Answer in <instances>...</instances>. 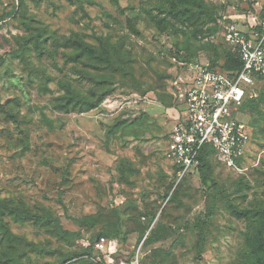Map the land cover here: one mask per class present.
Here are the masks:
<instances>
[{
    "label": "rangeland",
    "instance_id": "obj_1",
    "mask_svg": "<svg viewBox=\"0 0 264 264\" xmlns=\"http://www.w3.org/2000/svg\"><path fill=\"white\" fill-rule=\"evenodd\" d=\"M91 1L23 0V14L18 0H0V15L11 12L0 22V105H5V113H0V202L30 213L45 210L68 231L79 230L76 219L98 215L103 223L82 233L99 239L104 231L105 244L112 250L107 255L116 262L140 241L142 233L134 232L139 225L150 241L143 249V264H246L254 230L248 215L240 217L233 209L264 211V105L261 117H239L249 125L251 137L240 171L211 154L206 158L211 166L208 186L194 171L174 190L180 181L172 187L163 173H171L163 157L181 109L166 79L176 72L169 68L172 49L189 45L199 63L212 59V49H204L207 39L199 35L189 36L186 44L173 29L154 27L146 13L153 0ZM205 1L216 6L224 26L248 30L264 16V0ZM30 18L32 26L55 33L58 48H53L56 42H48L54 57L19 50L33 34L22 25ZM185 31L190 35L193 28ZM68 37L92 45L108 39L122 45L127 62L116 59V90L98 107L62 114L52 109L62 94L58 83L69 81L82 92L92 87L78 75L90 68L74 62L71 50L63 48ZM226 50L219 49V67ZM128 67L133 77L124 76ZM126 203L124 213L118 210L123 220L119 234L109 236L111 227L105 223L113 221V210ZM149 214L155 215L151 223ZM255 218L264 220V213ZM2 224L11 232L5 246L18 249L19 264H58L76 248L43 227L21 224L9 215ZM4 251L16 259L8 248Z\"/></svg>",
    "mask_w": 264,
    "mask_h": 264
},
{
    "label": "trees",
    "instance_id": "obj_2",
    "mask_svg": "<svg viewBox=\"0 0 264 264\" xmlns=\"http://www.w3.org/2000/svg\"><path fill=\"white\" fill-rule=\"evenodd\" d=\"M67 3L78 4L86 2L87 4H91V0H65ZM19 9H21L24 14V2L23 0H18ZM150 10L147 9L146 13L149 17V22L153 24L156 28H162L163 30L169 31L173 29L176 31L177 35H181L185 38L186 44L190 41L188 38H196L198 35L201 39H207L205 50L212 49L214 56L212 59L208 60L209 68L215 71L217 68L221 69L218 72L225 74H235L241 69V62L238 59L237 51L233 50L230 46L226 45L222 38L219 36L222 32L223 26L220 21L217 19V11L216 6L208 4L205 0H153L151 2ZM11 12L3 13L0 15V22L3 21L6 17L10 16ZM264 18V16L262 17ZM261 18V19H262ZM33 19L30 18L27 21L23 22L22 25L25 30H32L33 34L28 37L26 42L20 44L19 50L21 51H29L33 50L36 52L38 57L43 56L44 54L54 57L56 52L48 50V42L51 41V44L56 42L53 45L55 50L58 48L56 46L58 39H56V35L54 32L49 31L46 27L42 26H32ZM224 24L231 23L229 20H224ZM193 28V31H190V35H187L186 29ZM211 38V39H210ZM98 45H92L86 43L85 41L68 37L63 41V48L71 50L72 60L76 63H82L87 65L90 69L87 71H79L78 75L82 77L84 80L92 84V87L87 89L85 92L78 91L69 81L60 82L59 87L62 91V94L54 100L52 105V109L55 112L62 114H69L70 112H81V110H91L98 107L102 99L106 96L113 94L116 90L114 87V79L115 73L119 71V67L116 66V59L120 61V63H125L126 57L122 54V45L112 44L108 41V39H97ZM29 44H32L29 47ZM61 45V44H60ZM189 45H183L182 48L172 49L171 59L169 62V68L174 67L176 71L179 70V63H190L197 61L194 59V51H190ZM227 49L224 54H222L224 61L223 64L219 67L218 60L220 59V51L219 49ZM196 51V50H195ZM77 73V72H76ZM124 76L133 77V70L128 67V69L124 72ZM168 89H169V81L173 79V75L168 73L166 75ZM172 95V94H171ZM264 105V76H257L255 79V85L252 89L248 90L246 93V97L243 100L242 106L240 108V112L244 117L248 115L261 117L260 107ZM5 105H0V113H5ZM43 121L51 127V121L46 119L43 116ZM249 125L246 123V127ZM248 130L250 131L249 127ZM167 141H169V134ZM211 154L214 155V152L210 147H204L202 152L200 153L199 166L195 171L199 172L201 175V180L204 185L209 184L210 176L209 173L211 171V166L206 160L208 156ZM165 160V157H163ZM242 162L240 161L238 164L240 166ZM171 173L164 175L166 178L171 179L170 184L172 187L175 185L177 180V171L178 168L171 165ZM184 179V178H183ZM180 181L174 190L181 183ZM214 189H216V185L213 182ZM171 195H165L167 200L171 199ZM129 207V206H128ZM127 203L120 206L118 209H114L113 212L115 214V218L113 221L105 223L109 225L107 227H111L109 230V236L113 234H119L120 232V223L123 221L122 217L119 214L118 210H122L123 213L128 208ZM133 210H137L134 208ZM234 212L240 217H244L248 215L247 221L252 226V231L254 230V234L251 237L250 245L247 250V259H245L246 264H264V220L256 219L255 214L258 212L264 213V211L258 210H237L233 209ZM131 212V211H130ZM5 215L11 216L13 219L17 220L21 224L29 222L35 226L43 227L49 232L53 233L58 239L70 242L72 246L76 248L69 253L61 256L58 264H101L104 259V254L95 249V244L97 241L103 239L105 237V232L101 231L96 239V236L88 239L85 237L82 231L88 232L94 229L96 226L100 225L101 220L98 215H88L84 216L80 219H76L74 222L78 225V231H68L63 228L60 224V221L57 217L52 216L49 212L43 210L40 214L30 213L27 210L14 206H4L0 202V264H8L14 262L15 264H19L18 257V249L14 247L12 244L5 246L6 241H8L9 236L11 237V232L8 229L7 225L2 224V219ZM211 214L209 213V217ZM140 217V215H139ZM142 220H145L144 216H141ZM155 215H148V222L151 223L154 220ZM208 218V216H207ZM255 220V221H253ZM104 224V225H105ZM145 229V228H143ZM134 232H141V237L139 238V242H137L136 247L128 254L127 257H123L120 259L131 260L134 257L135 250L140 246L142 257L140 259V263L143 264L144 246L149 244L150 241L147 238L148 236L143 235V230L141 226H137ZM108 235V234H107ZM128 233L124 234L122 238L124 241ZM84 241L88 244V246H84L80 244L79 240ZM96 239V241H95ZM83 242V241H82ZM77 244H80V247L77 248ZM5 246V247H4ZM5 248L12 251V256L16 257V259L10 256V253L5 252ZM78 249V250H77ZM32 250H35V247L32 246ZM24 250L20 256L24 255ZM7 254L6 259L4 261L1 260ZM3 256V257H2ZM99 258L100 261H97L96 258ZM97 261V262H96Z\"/></svg>",
    "mask_w": 264,
    "mask_h": 264
},
{
    "label": "built area",
    "instance_id": "obj_3",
    "mask_svg": "<svg viewBox=\"0 0 264 264\" xmlns=\"http://www.w3.org/2000/svg\"><path fill=\"white\" fill-rule=\"evenodd\" d=\"M249 29L240 30L230 24L219 35L237 51L241 62L237 73L212 70L208 63H179V70L169 81V91L181 109L169 133L164 157L178 168L179 181L199 166L198 157L204 147H210L224 165L240 171L238 163L245 158L251 140L250 131L239 119L240 108L256 77L264 76V18ZM82 245L88 246L86 242ZM140 246L131 260L117 262L107 255L112 250L105 240L97 241L95 249L104 254L101 264H141ZM96 260L100 261L98 257Z\"/></svg>",
    "mask_w": 264,
    "mask_h": 264
}]
</instances>
